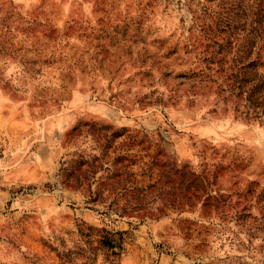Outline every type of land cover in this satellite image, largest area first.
Wrapping results in <instances>:
<instances>
[{
    "label": "rangeland",
    "instance_id": "obj_1",
    "mask_svg": "<svg viewBox=\"0 0 264 264\" xmlns=\"http://www.w3.org/2000/svg\"><path fill=\"white\" fill-rule=\"evenodd\" d=\"M230 3L0 0V264H264V122L197 74Z\"/></svg>",
    "mask_w": 264,
    "mask_h": 264
},
{
    "label": "trees",
    "instance_id": "obj_2",
    "mask_svg": "<svg viewBox=\"0 0 264 264\" xmlns=\"http://www.w3.org/2000/svg\"><path fill=\"white\" fill-rule=\"evenodd\" d=\"M234 1L235 8L230 3L225 11L227 28L231 29L225 39L228 51L209 53L203 59L207 65L197 74L212 76L210 81L229 97L235 115L264 122V0ZM89 199L94 201L98 195ZM101 230L99 245L112 252L119 249L120 243L112 238L115 233Z\"/></svg>",
    "mask_w": 264,
    "mask_h": 264
}]
</instances>
